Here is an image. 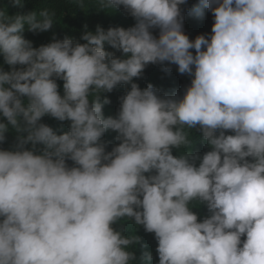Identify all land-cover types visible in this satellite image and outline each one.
I'll return each mask as SVG.
<instances>
[{
  "label": "clouds",
  "instance_id": "clouds-1",
  "mask_svg": "<svg viewBox=\"0 0 264 264\" xmlns=\"http://www.w3.org/2000/svg\"><path fill=\"white\" fill-rule=\"evenodd\" d=\"M120 8L133 25L38 47L25 30L49 31L56 12L0 9V144L14 136L0 148V264H151L139 226L157 264H264V0H96ZM185 12L211 13V33L189 39ZM148 65L190 84L141 88Z\"/></svg>",
  "mask_w": 264,
  "mask_h": 264
},
{
  "label": "trees",
  "instance_id": "trees-1",
  "mask_svg": "<svg viewBox=\"0 0 264 264\" xmlns=\"http://www.w3.org/2000/svg\"><path fill=\"white\" fill-rule=\"evenodd\" d=\"M85 9H80L77 7L76 0H23V7L17 8L13 7L11 0H0V9L6 10L8 15L20 13H27L29 11H39V9L48 7L56 12V22L52 29L43 33H31L27 30L24 32V38L31 40L34 47H38L41 44H46L55 36L56 39H63L64 36L72 37L75 40L83 43L84 41L80 40V36L84 31V26L87 25L88 30L94 31L97 25L102 26L107 29L109 26H120V27H129L134 24V20L128 16L123 8H120L114 12L106 13L104 11H97L96 9V0H84ZM197 3V0H187V6ZM182 8L184 6H181ZM184 25L183 30L185 34L189 36V39H194L197 35L200 34H210L211 26L213 23V17L211 13L205 12V15L202 19L196 18L194 16L188 15L187 12L184 13ZM156 33L154 32V35ZM107 51L114 52L115 55H120L119 52L111 49L109 46L105 45ZM194 52V50H192ZM0 68L4 71L9 70V66L4 64L3 57L0 55ZM172 71L170 74H166L162 71L160 65H148L143 73L141 79L135 80L134 82L138 83L141 88H144L148 83H151L158 89L166 92H176L178 94L183 93L185 86L190 84V77L186 75H180L176 71V66H171ZM59 85V90L62 94V85L63 81H57ZM127 86L121 85L115 89L112 93L106 94L111 101L110 104L105 105L104 114L115 115L119 108V97L124 94L125 88ZM42 123L48 124L54 130L57 131V134H60L61 131H67V122L56 121L50 117H43L41 120ZM116 134L109 132L104 136L105 140L111 141L113 144L114 136ZM193 135L199 137V132L193 130ZM14 141V136L9 134L8 141L5 144H0V148L8 149ZM109 145V150L111 148ZM194 151H198L200 154H203L205 151H208L209 148L200 143L199 141L194 145ZM173 154H178L176 150L173 151ZM71 163V162H69ZM194 212L198 214V217H203L206 215L207 210L205 206L200 208H194ZM130 223V222H129ZM137 235L141 237V244L137 245L136 255L139 256L142 251H150L153 256L151 264H157L158 256L156 254V240L154 235L151 233H146L142 226H139L136 230ZM125 234H128L127 232Z\"/></svg>",
  "mask_w": 264,
  "mask_h": 264
}]
</instances>
